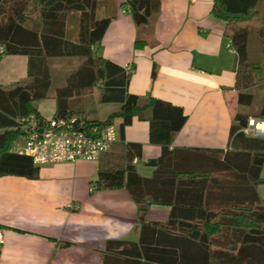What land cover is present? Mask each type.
Returning <instances> with one entry per match:
<instances>
[{"label":"trees","instance_id":"obj_1","mask_svg":"<svg viewBox=\"0 0 264 264\" xmlns=\"http://www.w3.org/2000/svg\"><path fill=\"white\" fill-rule=\"evenodd\" d=\"M103 1L107 0H0V60L3 55L27 57V81L0 87V177L38 178L39 169L29 157L10 151L22 143L21 120L30 116L44 120L34 107L37 102L54 100L51 118L80 117L87 127H105L120 119L121 134L134 118L149 113L150 140L163 149L160 158L147 162L153 168L150 178L139 176L132 165L141 156L139 144L116 141L98 160L90 190L125 189L136 205L140 225L137 242L106 243L102 264H264V200L256 192V186L264 184V138L243 133L249 118L237 113L230 128L231 150L222 160L198 161L211 165L212 171L174 166L164 153L186 117L178 107L129 94V73L94 54L92 47L100 43L111 21L98 13ZM256 5L257 0H213L210 10L226 23V36L235 52L237 103L243 106L253 100L243 92L264 81V66L247 62L249 23L258 16ZM123 6L138 27L159 12L160 2L127 0ZM256 33L264 46V27ZM56 59L75 63L60 83L54 81L50 64ZM155 76L153 67L151 78ZM97 85L100 103L119 104L118 111L104 121L81 117L83 100ZM256 117L264 121V103ZM155 124L165 127L164 140L154 139ZM215 170L227 172L225 186L216 185L218 189L212 183L223 180L211 175ZM208 181L212 183L205 189ZM189 193L193 197L187 198ZM152 205L169 208L164 223L146 221Z\"/></svg>","mask_w":264,"mask_h":264},{"label":"crops","instance_id":"obj_2","mask_svg":"<svg viewBox=\"0 0 264 264\" xmlns=\"http://www.w3.org/2000/svg\"><path fill=\"white\" fill-rule=\"evenodd\" d=\"M127 0L100 2V16L111 17L102 40L93 46L97 56L124 68L129 73L127 92L142 99L152 98L178 107L186 120L164 153L177 168L210 171L208 163L230 151L229 136L234 116L246 115L248 106L239 105L235 87V55L228 52L227 26L211 15L213 0H159V12L146 25L136 27ZM257 26H250L247 38V62L264 66V46L256 31L264 27V0H257ZM259 20V21H257ZM153 67L156 76L151 78ZM54 78V76H53ZM58 82H62V77ZM27 81V57L3 55L0 60V87L8 89ZM94 103L99 102L100 85ZM243 93L252 95L256 116L264 103V81ZM87 96L86 98H88ZM51 100V99H49ZM44 101V100H43ZM43 101L34 104L43 119ZM88 101V100H87ZM83 102L81 117L98 120ZM100 103V102H99ZM111 113L119 109L117 103ZM246 113V114H245ZM106 116V117H107ZM248 118H255L249 117ZM150 114L134 118L119 131L120 119H114L117 141L141 146V156L132 161L139 176L150 178L149 160L163 155L159 143L150 140ZM154 139H165L166 129L155 124ZM21 144V143H20ZM13 147L10 151H13ZM222 151L213 154L212 151ZM98 162L76 161L38 166L37 179L17 176L0 177V264H102L109 241L137 242L140 225L136 205L123 188L91 191L96 181ZM212 171V170H211ZM223 181L226 171L212 172ZM217 173V174H216ZM261 177H264L262 166ZM210 184V185H209ZM264 200V184L256 186ZM225 193V192H224ZM221 197L226 196V194ZM212 198L217 195L213 194ZM219 196V195H218ZM187 198L193 197L187 194ZM224 201V199H223ZM169 215L166 206H150L146 221L164 223Z\"/></svg>","mask_w":264,"mask_h":264},{"label":"built area","instance_id":"obj_3","mask_svg":"<svg viewBox=\"0 0 264 264\" xmlns=\"http://www.w3.org/2000/svg\"><path fill=\"white\" fill-rule=\"evenodd\" d=\"M228 52L235 54L228 45ZM3 48L0 46V53ZM264 121L249 118L242 130L248 136L264 138ZM23 140L14 145L13 152L29 157L36 167L76 161L98 162L117 141L114 125L87 127L80 117L70 119H44L34 116L21 120ZM3 239L0 233V245Z\"/></svg>","mask_w":264,"mask_h":264},{"label":"rangeland","instance_id":"obj_4","mask_svg":"<svg viewBox=\"0 0 264 264\" xmlns=\"http://www.w3.org/2000/svg\"><path fill=\"white\" fill-rule=\"evenodd\" d=\"M254 20V21H253ZM251 20L253 22H255V18ZM259 21V20H257ZM250 26H257L259 25V23H249ZM50 64L52 66V69H53V76L54 78H56V80H59L60 77L62 76V79H64V76H66V73L68 74L72 68L74 67L75 63L72 61V60H66V59H56V60H53V61H50ZM54 80L55 82H58ZM54 82V84H55ZM256 85H253L252 87L254 88ZM250 87V88H252ZM98 94V90L95 89L92 91V94L89 95L88 98H84V100L86 99L88 105H89V108H91L93 110V113H94V116H96L98 118V120H103L104 118L106 119V116L109 112H111V110H113L115 108L114 105L112 104H102V103H99V102H93L94 101V97L95 95ZM83 100V102H84ZM44 105L43 106V110H44V113H45V116H50V113L52 111V108H53V101L52 100H44L43 101ZM254 106V105H253ZM253 106H248L246 107L247 110H249V112L246 114V115H249V117H256V115L254 114L255 112L253 111ZM254 112V113H253ZM104 119V120H105Z\"/></svg>","mask_w":264,"mask_h":264},{"label":"bare ground","instance_id":"obj_5","mask_svg":"<svg viewBox=\"0 0 264 264\" xmlns=\"http://www.w3.org/2000/svg\"><path fill=\"white\" fill-rule=\"evenodd\" d=\"M261 127H264V126H261Z\"/></svg>","mask_w":264,"mask_h":264}]
</instances>
